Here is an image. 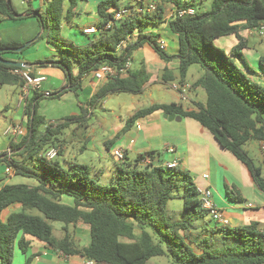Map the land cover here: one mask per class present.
Here are the masks:
<instances>
[{
	"label": "trees",
	"instance_id": "1",
	"mask_svg": "<svg viewBox=\"0 0 264 264\" xmlns=\"http://www.w3.org/2000/svg\"><path fill=\"white\" fill-rule=\"evenodd\" d=\"M67 1L70 5L65 9ZM77 1L48 0L43 10L30 9L25 13V18L39 21L42 29L39 39H46L61 54L59 59L36 63L61 69L72 92L81 88L83 78L94 75L105 65L123 69L135 51L146 44L165 62L179 60L181 82L190 67L199 66L203 75L193 88L205 92V104L195 103L192 108L175 103L152 105L128 119L119 136L138 120L157 112L193 119L242 162L264 193L263 169L257 166L247 149L252 142L264 144V86L250 76L255 72L243 54L248 40L241 34L264 25V0H212L209 10H199L188 17L178 15L179 10L190 7L187 1L157 0L154 13L118 21L116 12L134 7L133 0H105L97 6L99 32L90 35L85 46L66 50L58 46L55 35L60 34L63 20L75 15ZM166 5L175 9L169 26L179 45L176 56H169L160 49L157 36L145 33L151 23L166 22ZM18 15L11 0H0V23L17 20ZM110 21H113L112 26L106 29ZM227 36H235L238 42L229 55L214 45L216 40ZM23 46L0 43V51ZM9 53L13 52H3L0 58L6 59L4 55ZM259 64L264 71V57ZM75 68L77 75L73 74ZM16 69L21 68L0 62V86L23 87L21 77L13 73ZM148 81L144 69L128 70L125 75L107 79L80 105V115L67 117L60 123H48L39 115V103L45 96L41 92L33 93L25 111L26 135L19 142L12 141L9 151L0 153V165L10 168L14 176L36 183L8 184L0 190L2 264H13L16 246L26 254L33 241L66 256H81L97 264H147L157 257H168L172 264H264V230L258 223L212 231L204 228L210 233L208 237L192 236L193 223L208 217L199 200L195 179L178 167L157 166L153 162L155 152L140 154L133 164L124 159L123 167L117 169L109 185H101L92 177L87 165L71 163L63 167L56 160L46 159V153L53 148L59 150V156L63 155L57 138L71 124L87 129L93 110L104 99L123 93L141 94ZM66 92L58 91L52 97L59 98ZM147 159L150 162L145 164ZM180 189L185 215L183 221L174 222L168 213V204ZM226 193L231 201L243 202L236 187L226 186ZM64 198L71 199L72 205L64 203ZM15 205H19L20 210L6 216V210ZM52 223L62 224L63 237L54 235ZM79 225L87 226L90 235L89 244L82 248L70 231ZM220 232L222 235L216 236ZM216 244L222 246L216 249ZM26 259V264H30L33 258Z\"/></svg>",
	"mask_w": 264,
	"mask_h": 264
},
{
	"label": "crops",
	"instance_id": "2",
	"mask_svg": "<svg viewBox=\"0 0 264 264\" xmlns=\"http://www.w3.org/2000/svg\"><path fill=\"white\" fill-rule=\"evenodd\" d=\"M48 0H29V3L34 4L32 9L43 10ZM105 0H78L77 6L74 9L73 17L75 18L74 24L63 20L62 30H70V40H63L64 43H68L70 47L85 46L89 39L92 37L86 35L84 31L88 28L97 27L98 14L97 6L100 2ZM209 0H207V3ZM209 2V7L211 6ZM157 0H133L134 6L157 4ZM70 3H65V9L69 7ZM166 22L163 24H150L145 29V33L148 35L157 36L158 43H166L165 53L169 56H176L179 51V45L176 37L170 30L169 20L174 13V7L172 5H166ZM189 8H194L199 11L193 4H190ZM210 9V8H209ZM208 8L203 10H209ZM202 11V10H201ZM66 15V12L64 13ZM89 16V18H87ZM66 17V16H65ZM91 20L92 23L89 21ZM42 33L39 21L36 18H25L24 14L18 15L17 20L4 21L0 23V43L10 44L17 43L29 44V48L21 53H9L4 55L6 59L16 60L18 62H24L32 64L29 68L35 77H46V82L43 85L45 91H52L54 93L62 90L67 92L61 96H71L72 91H69L71 86L67 83L66 74L59 68L52 66L51 64H40L38 61H46L48 59H59L61 54L58 49L47 41H39ZM242 36L248 40V47L250 45V39L257 38L258 44L264 45V35H260L258 31H243ZM137 34L134 35V39ZM38 38L37 40H35ZM169 40L171 42H169ZM30 42V43H29ZM237 41L234 44L237 45ZM44 47L48 50L49 56L45 55ZM50 47V48H49ZM246 48L243 51L244 56L246 54ZM253 58L251 63L254 64L251 67L255 74L250 76L264 86V71L259 64L261 57L264 54H258L257 51L252 50ZM258 54V55H257ZM258 61V67L257 62ZM250 59V58H248ZM36 63V64H35ZM241 68H244L242 63H238ZM179 60L173 59L170 62L163 61L158 54L148 45H144L139 48L133 54L130 60V68L128 70L135 71L138 69L146 70L149 81L145 85L141 94L133 95V98H139L145 93H149V98L152 99V105L155 104H181L184 108H192L195 103H203L206 101L203 97V90L200 88H193V84L203 75V72L197 71L194 76L190 75L191 67L187 73V76L183 82L179 77ZM167 70V73L165 71ZM73 74L77 75V69L73 70ZM92 76V79L90 78ZM82 79L81 88L79 92L83 95V100L86 102L89 100L97 90L104 85L106 80H102L99 83H95L96 78L94 75H90ZM169 81L166 82L164 79ZM88 81V82H87ZM175 84H187L190 86V90L187 93L188 100L182 102L180 95L176 92L172 86ZM120 95V94H117ZM113 95V96H117ZM33 95L24 97L23 88L20 86H0V113L12 111L14 118H11L9 124L0 125V153L9 151V145L12 141L19 142L24 136H14L11 134L10 129L13 126H22L23 130H26L27 116L25 115L28 100ZM111 97V96H109ZM47 98V97H46ZM102 103V102H101ZM103 110L104 109L103 107ZM77 113V111H75ZM73 113V114H75ZM92 114H94L92 112ZM133 115V114H132ZM131 118V117H130ZM129 118V119H130ZM126 121H120L113 129H115L108 138H104L102 144L99 142L93 148L99 147L100 156L105 155L103 147L111 152L121 150L124 154V159L129 163V157L131 155L138 156L146 152H155L156 158L154 163L156 164L162 158L164 159V166L167 163L176 162L177 167L188 171L194 176L195 184L197 188H211L214 196V202L217 208L223 213V216L228 220L229 225L226 227H240L250 225L252 223H258L260 228L264 230V193L255 184L251 174L247 168L230 152L223 149L215 140L213 135L205 129L197 121L190 118H182L181 121H168L164 119V114L157 112L151 116L138 120L133 127L125 134L119 133L125 127ZM50 123H53L52 121ZM90 126H88L89 128ZM81 130V128L77 127ZM87 128V129H88ZM90 140L88 139V142ZM255 143V147L260 148L261 143ZM64 154V147L60 145ZM101 148V149H100ZM173 148L174 152L169 153L167 150ZM163 156L161 157V155ZM114 156V155H113ZM158 159V160H157ZM264 161V159H263ZM257 166L262 167L261 162H255ZM203 175L209 177L208 180L203 179ZM13 171L5 165H0V190L6 185L10 184L14 180ZM226 186L236 187L242 198V203H235L231 201L226 193ZM63 202L72 205V200L64 198ZM20 206L15 205L6 210L5 215L8 216L14 211H19ZM205 223L210 225L213 229L223 228L219 223L212 221L209 217L204 218ZM85 228L88 234V240L85 244H79V248L85 247L90 242L89 228L84 225H79L77 229ZM55 231V230H54ZM77 233V232H76ZM192 236L198 238H205L210 235L206 233L205 229L200 221L193 223ZM74 238H78L77 235ZM222 233H218L216 236H221ZM76 241V240H75ZM31 248L34 249L31 264H81L85 260L81 256L69 257L62 252H57L54 249L33 241ZM32 256V257H33ZM154 259V258H153ZM153 259L149 260L147 264L153 263Z\"/></svg>",
	"mask_w": 264,
	"mask_h": 264
},
{
	"label": "rangeland",
	"instance_id": "3",
	"mask_svg": "<svg viewBox=\"0 0 264 264\" xmlns=\"http://www.w3.org/2000/svg\"><path fill=\"white\" fill-rule=\"evenodd\" d=\"M187 1L190 4H193L196 8H198L200 11L209 9V2L212 0H209L207 3V0H184ZM13 7L18 12V14L21 16V14H24L32 9L34 4L29 3V0H11ZM89 18V16H87ZM91 19V18H89ZM37 21V19H36ZM75 18L73 16H70L67 20V22H72L74 24ZM90 23L91 20L89 21ZM70 30H62L59 35H55V38H57V44L60 45L62 48L68 50L70 49V46L68 43H64L63 40H70ZM36 38L35 40H37ZM45 40V41H44ZM39 41L46 42V39H38L37 42L41 43ZM237 39L235 36H227L221 39H218L214 42V45L222 50H224L228 55L230 54V51L232 48L236 46L234 42H236ZM169 42H171L169 40ZM258 39L252 38L250 39V45L249 50H246V54L248 57L245 56L246 61L248 62L250 67H253L254 64L251 63V58H253V52L252 50H255L258 52V54H264V45L258 44ZM30 43V42H29ZM26 43L25 45H27ZM24 45V46H25ZM40 45V44H39ZM53 46V44H51ZM41 45L39 46V48ZM50 48V47H49ZM43 49L45 52V55L49 56L48 50H46L44 47L40 48ZM257 54V55H258ZM250 58V59H248ZM9 60V59H5ZM257 62V65L255 67H258V61L256 58L254 59ZM16 61V60H11ZM259 68V67H258ZM192 70H190V75L194 76L197 71L203 72L202 69L194 65L191 67ZM92 79V76H90ZM88 82V81H87ZM95 83H99V80H94ZM64 95V94H63ZM149 93H145L141 95L139 98H133V94H127L123 93L117 96H111L107 97L102 101V103L98 104V106L93 110L92 117L88 122V126H90L88 129H77L76 124H71L60 136L57 138L58 147L62 145L64 149V154L62 156H58L55 160L58 161L63 167H67L71 163L75 164H84L91 168L92 171V177L97 179L101 185H109L115 174L117 173V169L119 167H123V162L119 160L118 158L111 155V152H109L105 146L103 147V150L105 151V155L103 157L100 156L99 153V147L93 148L97 143L103 142L104 138H108V136L115 130L113 129L114 126L119 123L120 121H126L130 117H132L137 111L143 110L145 108H148L153 104L152 99L149 98ZM83 95L81 92L76 91L72 92L71 96H65L64 98L61 97H44L40 100L39 103V115L43 116L48 123L62 122L65 118L70 116H78L80 115V105L84 103ZM63 97V96H62ZM204 100L206 101V94L203 92ZM88 101V100H87ZM86 101V102H87ZM104 109L106 110H103ZM77 111V113H75ZM75 113V114H73ZM133 114V115H132ZM12 111L9 112H1L0 113V125L9 124L11 118H14ZM88 139L90 140L88 142ZM255 143H250L247 146V149L249 151V156L255 161V162H261L263 166V177H264V150L262 149V146L260 148L254 146ZM101 149V148H100ZM163 154L161 155V157ZM137 159V156L131 155L129 157V163L133 164L135 163ZM164 159L162 158L159 162L156 163L157 166H164L163 164ZM193 176V175H192ZM194 177V176H193ZM10 184L13 185H19V184H29V185H35L36 183L33 180L26 179L23 177L15 176L14 180L10 182ZM183 190H177L174 193L175 198L171 200L168 204V213L170 217L172 218V221L179 222L184 220V205L182 200ZM200 223H202L203 227L207 229L208 231H212V227L205 223L204 219L200 220ZM54 226V235L58 238L63 237V233L61 231L62 224L61 223H52ZM70 231L78 236L76 240L77 245L79 244H85L88 240V234L86 233L85 228H79V229H73L71 228ZM207 231V233H208ZM77 232V233H76ZM221 238H218V243L221 244L220 241ZM39 243V241H36ZM222 245L216 244L215 248L219 249ZM34 253V249L30 247L29 251L26 254H23L16 246L15 248V257H14V263L13 264H26V258L32 257ZM34 258V256L32 257ZM153 263L156 264H172V261L168 257H157L153 259ZM0 264H2V261L0 260ZM31 264V263H30Z\"/></svg>",
	"mask_w": 264,
	"mask_h": 264
},
{
	"label": "built area",
	"instance_id": "4",
	"mask_svg": "<svg viewBox=\"0 0 264 264\" xmlns=\"http://www.w3.org/2000/svg\"><path fill=\"white\" fill-rule=\"evenodd\" d=\"M156 4H149V5H139L134 6L132 8H122L116 12L115 19L118 20H124L126 18H131L133 16H143L145 14H152L156 11ZM196 10L194 8H185L178 11V15L180 17H188L193 16L196 14ZM113 21H110L106 25V29H110L112 26ZM252 31H258L260 35H264V25L253 29ZM99 32V29L97 27L88 28L84 31L86 35H94ZM159 47L162 51H166V43L160 42ZM130 68V62L126 64V66L123 69H117L108 65H105L101 67L98 71L94 73V77L99 80H107L111 78H115L119 75H125ZM15 75H18L21 77V79L24 82L23 85V91H24V97H28L29 95H33L35 92H41L45 97L49 98L52 97L54 92L52 91H45L43 89V85L46 82V77L39 76L35 77L33 76L31 70L28 69H16L13 71ZM172 88L179 93L181 101L186 102L188 100L187 93L190 90V86L187 84H175L172 86ZM10 132L12 135L20 137L25 136L27 132L23 130L22 126H13L10 129ZM262 149L264 150V144H261ZM167 152L172 153L174 152L173 148H169ZM114 157L118 158L119 160H124V154L121 150H116L113 153ZM59 156V150L57 148L50 149L45 157L47 160L53 161ZM150 162V159H147L144 163L147 164ZM166 168H175L177 167L176 162L167 163L165 165ZM203 179L208 180L209 177L207 175H203ZM197 192L199 195V200L201 202L202 208L204 211H206L208 217L216 222L221 224L223 227H226L229 225L228 220L225 219L223 216V213L217 208L214 202V196L211 188H197ZM81 264H97L93 260L85 259L83 263Z\"/></svg>",
	"mask_w": 264,
	"mask_h": 264
},
{
	"label": "water",
	"instance_id": "5",
	"mask_svg": "<svg viewBox=\"0 0 264 264\" xmlns=\"http://www.w3.org/2000/svg\"><path fill=\"white\" fill-rule=\"evenodd\" d=\"M29 44L23 46V47H19V48H8V49H4L0 51V55L3 52H13V53H21L26 47H28ZM0 62L4 65L7 66H12V67H16V68H21V69H28L32 66V64L29 63H24V62H18V61H11V60H5V59H1L0 58ZM35 115V109H33V117ZM164 119L172 122L174 120L176 121H181L182 117L181 116H176L174 114H164ZM32 123H33V118L31 120V128H32ZM32 135V129L30 131V136ZM158 160V159H157Z\"/></svg>",
	"mask_w": 264,
	"mask_h": 264
}]
</instances>
